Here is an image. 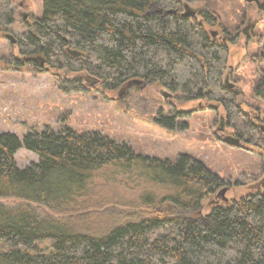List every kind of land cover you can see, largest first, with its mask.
I'll list each match as a JSON object with an SVG mask.
<instances>
[{"label":"trees","instance_id":"16d2710c","mask_svg":"<svg viewBox=\"0 0 264 264\" xmlns=\"http://www.w3.org/2000/svg\"><path fill=\"white\" fill-rule=\"evenodd\" d=\"M179 5L178 0H44L42 17L20 39L21 58L13 60L14 68L24 63L38 72L45 67L86 72L102 81L104 92L118 91L127 108L156 117L172 130L191 112L164 116L158 100L137 92L139 87L135 92L128 87L120 96L126 84H157L174 96L180 93L183 102L214 101L240 140L264 148L258 123L224 83L229 49L206 26L216 21L205 16L201 24L159 12ZM9 18V3L0 0V20ZM35 56L46 59L45 65ZM260 80L255 97L264 100ZM58 89L87 91L81 79L68 77ZM21 149L37 155L38 163L20 168L16 155ZM109 168L115 178L129 180L136 173L141 179L145 190L133 202L145 212L143 219L96 236L39 212L37 207L44 206L58 214L96 217L92 208L111 199H101L96 183ZM245 176L237 185L258 180ZM225 186L224 179L189 155L171 161L136 154L129 144L100 132L47 126L22 139L2 132L0 264H264V178L250 185L248 194L228 201L218 196ZM208 197L214 198L204 207ZM2 199L19 202L8 206Z\"/></svg>","mask_w":264,"mask_h":264},{"label":"rangeland","instance_id":"374dc122","mask_svg":"<svg viewBox=\"0 0 264 264\" xmlns=\"http://www.w3.org/2000/svg\"><path fill=\"white\" fill-rule=\"evenodd\" d=\"M178 1L181 3L180 11H184L183 4L187 3L199 12L209 13L216 21L213 28L226 35L239 32L250 16L255 17L256 23L250 30L251 36L246 38L240 31L238 43L229 46L230 55L223 80L227 74L230 75L231 82L243 91L236 98L238 104L255 122L264 126V100L255 97V87L260 78L264 77V14L254 4L243 0ZM26 2L33 16L26 25L17 23L12 27L17 34L26 32L28 25L43 14L44 0ZM14 57L20 59L18 49L11 43L0 40V133L11 132L22 139L31 130L43 131L47 126L55 129L69 126L79 134L100 132L119 142H125L136 154L171 161H176L181 155H189L204 162L211 171L226 181L225 187H229L226 194L228 200L248 194L249 186L264 178V148L244 142V146L239 148L222 141L224 134L218 128L222 126L224 108L217 102H183L180 100V93H175L170 100H164L159 93L163 87L157 84L137 91L158 100L164 116H174L181 111L191 112L187 118L178 119L176 128L172 130L159 124L156 117L141 115L140 112L127 108L126 103L119 100L118 91L104 92L102 81L86 72H72L68 69L58 71L49 67L38 72L24 63L17 70L13 65ZM67 77L81 79L87 91L71 94L60 91L58 84ZM129 90L136 91L135 87ZM184 124H187L186 129L181 128ZM226 126V135L237 136V132L228 126L227 121ZM16 161L20 168H26L38 163L39 158L21 149L16 155ZM114 172L109 168L96 180L101 190V199H111L102 206L92 208V212L97 215L94 218L87 220L84 213L65 215L52 212L44 206L37 208L42 215L63 221L76 231L86 230L85 232L96 236L126 222L143 219L145 212L134 204L135 199L145 190L141 179L136 173H132L129 180L115 178ZM246 174L258 176V180L246 186L237 185L236 181L246 178ZM148 189L151 187L148 186ZM213 198L208 197L204 207ZM1 201L8 206L19 202L14 199ZM80 216L82 218H77Z\"/></svg>","mask_w":264,"mask_h":264},{"label":"flooded vegetation","instance_id":"af4514ba","mask_svg":"<svg viewBox=\"0 0 264 264\" xmlns=\"http://www.w3.org/2000/svg\"><path fill=\"white\" fill-rule=\"evenodd\" d=\"M243 1H245L248 4H254L256 6L257 10L260 13L264 14V0H259L258 3H256V2L249 3V2H247V0H243ZM7 2L9 3V6H10V18H9V21L0 20V40L7 41V42L11 43L16 49H18L19 58H21L20 39L27 32V30H28V28H29V26L31 24L28 25V28H27L26 32H24L22 34L15 33L14 29L12 27H14L15 24H17V23H20V25H26L28 20H30L31 17L33 16V13H31L29 11V5L27 4L26 0H7ZM180 8H181V3L176 9H172L170 11H167L165 8L161 7V10H159V12L162 13V14H165V13L166 14L167 13L178 14L181 17L189 18L191 20H196V21H198L201 24H206L205 16L207 18H211L212 22L214 20L212 17H210L211 15H209V13L204 14L202 11L199 12L198 9L192 8L187 3L183 4L184 11H180L181 10ZM255 23H256L255 17L254 16H250L248 18L247 22H246L245 27L242 30H240L241 33L246 36V38H249L251 36L250 35L251 34L250 30L254 28ZM215 25H216V23L215 24L212 23L210 25H206L207 27L208 26L212 27V28H208V32H209L210 36L213 39H217L218 41H220L222 43V45L228 47V49H229V46L235 45V44L238 43V40H240V37H239L240 31L235 33V34L226 35V34L221 33V31L219 29L213 28ZM214 32H216V33H214ZM229 55H230V52H229ZM34 58L36 60L40 61V66L45 65L46 59L40 58L38 56H35ZM14 59L17 60L18 58L14 57ZM263 78L264 77H261L260 79H263ZM224 83H225V85L227 86L228 89L230 88L229 91H231V93H232L234 98H238V97H240L242 95L243 91L235 83L231 82L230 75L227 74L225 76ZM231 84L232 85L234 84L235 86L232 87ZM130 87H135V86H130ZM139 89H140V86H139ZM235 89H238V90L241 91L239 96H236L234 94ZM163 90L168 91L167 89L162 88L159 91L160 95H161ZM168 92H170V91H168ZM173 97H174V95L171 98H166L164 100H170ZM221 125H222L221 127H223L222 131H223V134H224V137L222 138L223 142H225V138L227 136L237 137V136H234V135H226L225 134L224 130L226 128H228V127L226 126V118L224 117V115H222V117H221ZM223 125L226 126V127H224ZM258 125H259L261 131L263 132V130H262V126L263 125L261 123H258ZM243 146H244V144H243V141L241 140L239 148H241ZM227 188H228V191H229V187H227ZM226 201H228V199Z\"/></svg>","mask_w":264,"mask_h":264},{"label":"water","instance_id":"95a60500","mask_svg":"<svg viewBox=\"0 0 264 264\" xmlns=\"http://www.w3.org/2000/svg\"><path fill=\"white\" fill-rule=\"evenodd\" d=\"M258 1H259V0H247V2H249V3H251V2H256V3H258ZM187 7H188V6H187ZM214 33H216V32H214ZM69 53H70L72 56H74V57H79V56L81 55V53H80L79 51H77V50H69ZM130 86H137V87L140 86V89H141V90H144V89L148 86V84H147L146 82L141 81V80H133V81H130L128 84H126V86L124 87V89L122 90V92H120V96H123V95L125 94L126 89H127L128 87H130ZM231 86L234 87L235 85H234V84H233V85L231 84ZM226 87H227V86H226ZM229 89H230V88H229ZM240 93H241L240 90L235 89L234 94H235L236 96H239ZM161 96H162L164 99H166V98H171V97L173 96V94L170 93V92H168V91H166V90H163L162 93H161ZM222 129H223V127L218 128V130H221V131H222ZM262 130H263V132H264V126H262ZM240 142H241V140H240L238 137L227 136V137L225 138V143H228V144L231 145V146L239 147V146H240ZM227 191H228V188H227V187L221 189V190L218 192V196L222 197L223 200L226 201V200H227V198H226V193H227Z\"/></svg>","mask_w":264,"mask_h":264},{"label":"bare ground","instance_id":"6f19581e","mask_svg":"<svg viewBox=\"0 0 264 264\" xmlns=\"http://www.w3.org/2000/svg\"><path fill=\"white\" fill-rule=\"evenodd\" d=\"M261 81V80H260ZM185 101V100H184ZM153 115V114H152ZM130 196V195H129ZM100 214V213H99ZM102 216V215H101ZM103 217V216H102ZM107 220V219H106ZM110 221V220H109ZM114 222H115V220H114ZM93 224V223H92ZM69 225V224H68ZM86 231V230H85ZM88 231V230H87Z\"/></svg>","mask_w":264,"mask_h":264}]
</instances>
